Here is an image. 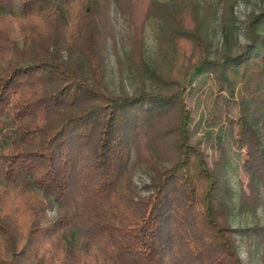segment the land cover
<instances>
[{"label": "trees", "instance_id": "trees-1", "mask_svg": "<svg viewBox=\"0 0 264 264\" xmlns=\"http://www.w3.org/2000/svg\"><path fill=\"white\" fill-rule=\"evenodd\" d=\"M237 2L0 0V264H240L221 123L236 127L245 200L256 201L264 193V7L247 15L246 42L236 45ZM215 3L223 42L211 57ZM113 8L132 27V93L106 82ZM149 16L161 23L151 68L141 50ZM205 82L201 132L219 152L212 167L185 103V91ZM135 165L149 171L145 197L133 189Z\"/></svg>", "mask_w": 264, "mask_h": 264}, {"label": "rangeland", "instance_id": "rangeland-1", "mask_svg": "<svg viewBox=\"0 0 264 264\" xmlns=\"http://www.w3.org/2000/svg\"><path fill=\"white\" fill-rule=\"evenodd\" d=\"M165 2L166 0H157ZM264 7L263 0H238L233 7L234 35L233 43L242 45L245 40L246 17L250 11H257ZM221 5L215 3L209 27L207 29L209 52L214 57L220 50L223 42V31L221 26ZM112 26L115 33V49L109 47V55L106 62V82L110 89L114 91L124 90L132 93L138 86V78L129 66L127 57L129 56V38L132 36V27L126 16L112 9ZM160 21L149 16L145 22L141 50L146 65L151 68L156 55L157 33ZM151 86V81L146 76V87ZM198 87V84L196 85ZM210 88V83H204L195 92L186 90L185 103L190 110L192 123V139L200 140L201 149L206 155L210 167L217 161L219 152L212 147L215 139L206 140L202 136L201 129L204 127L205 91ZM215 89V87H213ZM228 97L226 94H224ZM237 116L236 109H232L229 119L234 120ZM201 123V127L195 130V125ZM196 123V124H195ZM223 147L225 152L224 178L229 190V224L233 229L237 246V257L240 264H264V193L261 191L259 199L247 200L245 195L249 194L246 187L248 175L242 168L245 160V152L237 151L232 141L235 138L236 127L234 123L224 120L221 123ZM214 146V145H213ZM132 182L134 192L139 197H145L149 193L147 188L150 184L149 171L144 165H135L132 170ZM244 194V195H243ZM250 201V202H249ZM253 201V202H251ZM48 217H53L52 210L47 212Z\"/></svg>", "mask_w": 264, "mask_h": 264}]
</instances>
